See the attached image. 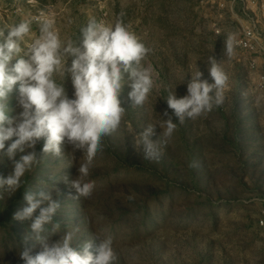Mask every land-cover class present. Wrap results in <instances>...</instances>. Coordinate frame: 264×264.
<instances>
[{"label":"rangeland","instance_id":"rangeland-1","mask_svg":"<svg viewBox=\"0 0 264 264\" xmlns=\"http://www.w3.org/2000/svg\"><path fill=\"white\" fill-rule=\"evenodd\" d=\"M49 17L64 40H78L90 19L108 25L121 20L151 49L145 66L152 69L154 87L143 107L132 108L125 84L121 99L127 111L94 159L91 197L71 199L76 193L69 184L83 153L76 151L72 161L67 148L26 174L16 194H4L0 264H24L19 252L34 244L31 221L13 217L26 206L24 192L40 190L52 191L61 202L53 221L60 223L61 233L79 227L74 246L91 241L94 252L100 243L96 237L112 236L116 264H264V247H256L257 241L264 244V228L258 225L264 198V91L249 79L248 51L235 45L230 57L222 51L227 36L235 41L245 27L264 35V0H0L5 36L10 26L32 21L25 43L39 34L38 18ZM213 55L229 77L222 105L178 123L158 162L143 159L135 134L154 124L152 139H158L169 91L177 98L186 95L197 68L211 83L207 61ZM65 86L71 96L70 77ZM16 95L14 89L8 101L12 116L19 111ZM43 144L41 139L36 145L38 153ZM12 170L10 160L0 162V174L6 177ZM59 238L60 233L51 237ZM38 251L36 245L33 254Z\"/></svg>","mask_w":264,"mask_h":264},{"label":"clouds","instance_id":"clouds-1","mask_svg":"<svg viewBox=\"0 0 264 264\" xmlns=\"http://www.w3.org/2000/svg\"><path fill=\"white\" fill-rule=\"evenodd\" d=\"M31 23L24 20L10 26L7 36L0 31V162L7 158L13 164L6 177L0 174V199L5 193L9 197L16 194L23 187V177L46 156L61 157L66 148L72 161L76 151L83 153L78 174L69 184L76 193L71 199L89 198L95 188V182L89 179L94 159L104 150V139L118 130L127 111L121 99L125 84L131 89L127 94L130 107H143L149 100L154 80L145 61L151 49L119 19L111 25L90 19L78 40H64L53 18H38L39 34L25 43L31 35ZM222 51L229 57L234 54L233 35L224 40ZM13 60L15 63L10 64ZM207 63L211 83L202 79L203 73L197 68L187 81L186 95L177 98L175 90L169 91L163 112L167 119H162L163 131L158 139H152L156 134L154 124L135 134L134 146L143 159L158 162L178 123L222 105L229 77L215 55ZM69 77L71 96L65 86ZM14 89L19 111L12 116L8 101ZM174 117L178 122H173ZM41 139L43 149L38 153L36 145ZM64 179L67 182V177ZM127 199L132 201L134 196ZM24 200L26 206L13 217L31 221L30 239L34 244L19 252L24 264H116L112 236L96 237L100 243L93 252L91 241L74 246L78 226L60 232V223L53 221L61 202L53 198L52 191H25ZM56 233L60 238L53 241ZM36 245L39 251L33 254ZM256 247L264 244L257 241Z\"/></svg>","mask_w":264,"mask_h":264},{"label":"built area","instance_id":"built-area-1","mask_svg":"<svg viewBox=\"0 0 264 264\" xmlns=\"http://www.w3.org/2000/svg\"><path fill=\"white\" fill-rule=\"evenodd\" d=\"M220 33V29L215 31ZM234 45L240 50L249 52L248 68L249 79L259 91H264V35L253 27H245L236 35ZM261 61V62H259ZM261 209L258 225L264 228V198L260 199Z\"/></svg>","mask_w":264,"mask_h":264}]
</instances>
